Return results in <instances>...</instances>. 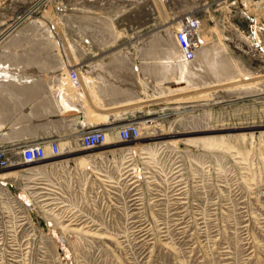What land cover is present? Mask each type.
I'll return each mask as SVG.
<instances>
[{"label": "rangeland", "instance_id": "1", "mask_svg": "<svg viewBox=\"0 0 264 264\" xmlns=\"http://www.w3.org/2000/svg\"><path fill=\"white\" fill-rule=\"evenodd\" d=\"M213 1L0 0L4 54L51 80L49 110L28 105L20 123L143 126L137 142L109 131L114 151L89 161L76 136L62 169L17 166L15 201L1 191L0 264H264V54L241 55L219 20L229 1ZM192 11L207 44L187 61L170 25ZM90 58L97 82L81 96L67 79L66 110L57 81Z\"/></svg>", "mask_w": 264, "mask_h": 264}, {"label": "crops", "instance_id": "2", "mask_svg": "<svg viewBox=\"0 0 264 264\" xmlns=\"http://www.w3.org/2000/svg\"><path fill=\"white\" fill-rule=\"evenodd\" d=\"M226 1H229V3L224 6L225 16L219 17L223 31L226 33L238 32V49L242 56L251 53L252 55L249 58L252 60L255 56L263 55L264 53L255 46V39L250 30V21L243 13L246 12L247 15H256L259 18H264V3L259 7H254L251 5L250 0H238L237 5L230 4L233 0ZM212 5V3H209L208 8H211ZM233 12L238 13V20L233 15ZM258 36L260 38L257 37V40L261 42V45H264V32L261 31ZM5 38L3 40L0 39V146H17L40 140H48L54 137L69 139L78 136L79 130H69L63 121L59 119L53 121L51 126H45L44 124L35 126L34 124H27L25 122L20 123L19 113L26 112L28 110L26 106L28 105H33L36 102L38 106L33 111L38 113L49 110L47 107L49 106L51 96V80L45 74L19 72L16 58L11 54L5 55L7 49L13 50V46L10 43L12 39L4 41ZM64 78L57 81L60 91V103L66 110H71L66 107L64 102L68 100L67 96L72 99V95L65 93L68 77L65 76ZM96 80L93 77L92 80L86 77L83 82H85V86L90 87L89 84L92 86L93 81L95 82ZM75 90L82 96L80 93L81 88H75L71 91L75 93ZM93 95L98 97L95 92Z\"/></svg>", "mask_w": 264, "mask_h": 264}, {"label": "built area", "instance_id": "3", "mask_svg": "<svg viewBox=\"0 0 264 264\" xmlns=\"http://www.w3.org/2000/svg\"><path fill=\"white\" fill-rule=\"evenodd\" d=\"M215 1H213V3ZM225 2L227 1L219 0L218 4H222ZM250 2L252 6L259 7L264 3V0H250ZM230 4L237 5L238 0H233L230 2ZM243 14L247 16L250 21V30L255 39V46L259 48L262 53H264V45H261V42L257 40L258 32H264V18H259L256 15H247L246 12H244ZM173 22L176 24L173 35L178 50L181 52V55L185 60L194 61V59L196 58L197 49H199L202 45L205 46L207 44L205 39L201 36V33L203 34L205 31L202 17L199 13H197V11H192L183 15L179 19L173 20ZM174 23L172 24V26L175 25ZM178 25L180 26L177 27ZM83 43L84 47L82 48L88 49L90 40L86 39L83 41ZM92 58L87 60H92ZM92 63H87L85 61L75 66H68L69 77L71 78L72 83L75 87L81 86V74L88 72L90 66V68L92 69ZM117 127L119 140L122 142H136L141 138L143 133V126L133 120L125 122L124 124H120ZM110 130H107L106 128L100 126L83 129V131L80 132L79 139L81 147L85 149H100L108 146L110 141ZM62 140L63 138L54 137L52 139L40 140L29 144H22L17 146H0V172L15 167V165L17 167L19 166V164H42L46 161H49V159H53L54 161H56L55 159L62 154ZM47 167L52 169L56 168L59 170L63 168V166H61L59 162H56L54 165H49ZM72 169L73 168H71V170ZM101 174L107 176L106 174L108 173ZM10 177L5 179L6 184H4V180L0 178V197L2 191L6 198L15 201L13 191L11 190V186L13 184L12 180H9ZM45 185L46 186H44V188L47 190L46 192L49 195H56L54 192L59 193V191L56 190L60 189L56 181L46 180ZM48 198L49 200L55 199V201L51 202L54 205H58L61 207L62 201L60 197L57 198L56 196H48ZM58 206H53V208H57Z\"/></svg>", "mask_w": 264, "mask_h": 264}, {"label": "bare ground", "instance_id": "4", "mask_svg": "<svg viewBox=\"0 0 264 264\" xmlns=\"http://www.w3.org/2000/svg\"><path fill=\"white\" fill-rule=\"evenodd\" d=\"M179 19V18H178ZM174 22L172 21L171 22V27H173L172 28V30H173V33H174V28H175V26H176V24L175 25H173L172 26V24H173ZM180 25H178L177 27H179ZM201 36H202V38H204V36H203V34L201 33ZM205 39V38H204ZM205 41H206V39H205ZM203 46L204 45H202L199 49H197V51H196V57H197V55H198V53L200 52V50L203 48ZM196 59V58H195ZM194 59V60H195ZM87 62V63H92L93 61L92 60H83V61H81V62ZM81 62H77V63H74L73 65H71V64H69V66H75V65H77V64H79V63H81ZM68 70H69V68H68ZM67 70V77H68V79H69V82H70V84L73 86V87H75L74 85H73V83H72V80H71V78L69 77V71ZM87 76H86V74H84V73H82L81 74V86H83V84H84V79L86 78ZM85 85V84H84ZM80 86V87H81ZM75 88H79V87H75ZM144 124H146V123H149V121H144L143 122ZM113 123H106L105 125H112ZM99 127V126H102V125H96L95 127ZM117 126H108V127H106V129L107 130H116L117 131ZM110 130V131H111ZM81 131H83V130H81ZM80 131V132H81ZM79 139H80V133H79V135L77 136ZM77 137H75V139L77 138ZM141 138H142V136H141ZM141 138L139 139V140H141ZM109 139H110V133H109ZM138 140V141H139ZM63 142V141H62ZM137 142V141H136ZM115 145H116V143L114 142V141H112L111 139H110V141H109V145L108 146H106V147H104L103 149H100V150H102V151H99V150H94V149H85V148H83L86 152H89V153H87V154H85V155H82L87 161H89L88 159L89 158H87V157H89V156H92V155H99L100 153H102V152H104V151H106V150H108L109 151V149H110V151H114V150H111V149H115ZM69 149L71 148V146H69L68 147ZM93 151H96V152H93ZM63 152H62V154H61V156H59V157H57L55 160L56 161H54L53 159H49V161H46V162H44V163H42V164H28V165H24L23 167H24V171H27L29 168H30V166L29 165H31V166H42V167H45V166H49V165H54L56 162H59V163H61V162H63V161H67V160H60V159H63L62 157H63ZM87 156V157H86ZM55 162V163H54ZM26 166V167H25ZM16 165H15V167H12V168H10V169H7V170H5V171H1L0 172V178H2L4 181V184H6V181H5V179H7L8 177H10V176H15V175H17L15 172H16Z\"/></svg>", "mask_w": 264, "mask_h": 264}]
</instances>
